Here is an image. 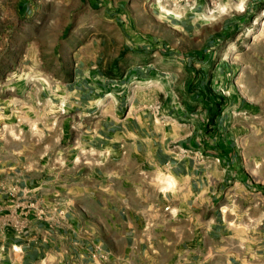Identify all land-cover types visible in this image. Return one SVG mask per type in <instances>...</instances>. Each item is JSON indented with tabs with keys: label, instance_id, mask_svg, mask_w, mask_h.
<instances>
[{
	"label": "crops",
	"instance_id": "0c3cea01",
	"mask_svg": "<svg viewBox=\"0 0 264 264\" xmlns=\"http://www.w3.org/2000/svg\"><path fill=\"white\" fill-rule=\"evenodd\" d=\"M87 2L99 11V41L117 42V54L101 46L70 81L39 82L29 106H0V264H264L262 142L252 155L200 130L214 103L202 96L163 98L159 113L149 95L92 106L93 70L138 73L169 49L185 56L157 24L192 39L186 57H196L228 20L204 35L221 20L197 27L192 13L157 14L154 0Z\"/></svg>",
	"mask_w": 264,
	"mask_h": 264
},
{
	"label": "rangeland",
	"instance_id": "374dc122",
	"mask_svg": "<svg viewBox=\"0 0 264 264\" xmlns=\"http://www.w3.org/2000/svg\"><path fill=\"white\" fill-rule=\"evenodd\" d=\"M181 1L188 6L171 10L162 3L156 12L168 18H176L182 11L186 16L192 13L199 22L197 27L219 18L218 25H203L204 35L222 28L223 19L228 20L229 29L219 37L205 39L203 53L186 57V51L195 47L194 41L157 24L159 35L182 49L185 56L169 49L168 56H150L138 73L93 70L99 88L92 106L110 111L118 99L115 93L119 98L123 94L125 101L149 95L156 99L152 109L158 113L163 98L214 99L213 106H208L210 118H204L200 130L214 131L221 144L232 138L239 148L259 155L260 142L264 146V0H204L200 7ZM101 28L99 11L87 0H0V106L18 105L21 100L29 106L39 96V82L70 81L74 65L80 60L84 64L101 46L112 59L118 44L113 41L105 47V42L99 41ZM185 65L195 71L194 77Z\"/></svg>",
	"mask_w": 264,
	"mask_h": 264
},
{
	"label": "built area",
	"instance_id": "2783aa9c",
	"mask_svg": "<svg viewBox=\"0 0 264 264\" xmlns=\"http://www.w3.org/2000/svg\"><path fill=\"white\" fill-rule=\"evenodd\" d=\"M162 3H165V4L162 5ZM181 3H183V5H181ZM155 4H160L163 7H169V8H171V10H175L177 8L178 9H181L184 6L185 7L188 6V5H185V2L184 1H181V0H156L155 1ZM158 8H159V6H158ZM193 8H194V5L190 7L191 10ZM159 9H161V8H159ZM165 13H167L166 14L167 16H169V17L171 16V13L170 12L168 13L167 11H165ZM34 208H35V203L34 202H29L27 204V209H34ZM66 213L67 212H66V210L63 207H61V208H59L57 210V215H58V217H59L60 220L65 219Z\"/></svg>",
	"mask_w": 264,
	"mask_h": 264
}]
</instances>
